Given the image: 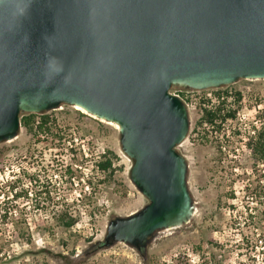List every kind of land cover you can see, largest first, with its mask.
Returning <instances> with one entry per match:
<instances>
[{
    "label": "water",
    "instance_id": "obj_1",
    "mask_svg": "<svg viewBox=\"0 0 264 264\" xmlns=\"http://www.w3.org/2000/svg\"><path fill=\"white\" fill-rule=\"evenodd\" d=\"M264 80V0H0V143L24 114L77 107L118 129L129 179L147 200L106 225L98 249L145 251L195 204L185 104L169 93Z\"/></svg>",
    "mask_w": 264,
    "mask_h": 264
},
{
    "label": "rangeland",
    "instance_id": "obj_2",
    "mask_svg": "<svg viewBox=\"0 0 264 264\" xmlns=\"http://www.w3.org/2000/svg\"><path fill=\"white\" fill-rule=\"evenodd\" d=\"M189 92V131L176 147L195 204L187 224L159 231L143 256L119 243L96 248L110 219L147 200L130 182L133 162L117 127L61 105L34 114L33 127L48 117V132L33 137L20 126L15 139L0 143V264H264V158L254 159L245 146L264 130V80ZM215 92L226 95L236 116L219 134L205 127L204 137L197 127L201 101L217 103ZM65 214L76 219L70 228L59 223Z\"/></svg>",
    "mask_w": 264,
    "mask_h": 264
},
{
    "label": "trees",
    "instance_id": "obj_3",
    "mask_svg": "<svg viewBox=\"0 0 264 264\" xmlns=\"http://www.w3.org/2000/svg\"><path fill=\"white\" fill-rule=\"evenodd\" d=\"M217 97V103H211L209 99H205L201 101V105H204L201 108V116L199 121L197 122V127L200 128L202 135L206 136L205 127L211 128V133L219 134L221 132V124L227 121H231L235 119L237 108H230L226 104V95H220L219 92H215ZM239 97V94H237ZM212 105V107L210 106ZM34 114L29 115H21L20 117V126L24 127L33 137H37L39 133H45L49 131L47 124L49 122L48 117H41L37 125L33 127L35 123ZM38 139V138H37ZM246 148L250 151L252 157L256 160H262L264 158V130H259L254 133V135L249 136L247 141L245 142ZM217 153L222 156L223 155V147L221 144H218L216 147ZM99 167L104 172L108 171L110 168V162L104 161L99 163ZM48 199L49 190L46 188L43 190ZM256 194V193H255ZM5 217V216H4ZM76 219L71 216H67L66 214L63 217H59V223L63 228H70ZM213 246H216V243L210 241ZM264 249V248H263ZM206 264H218V263H206Z\"/></svg>",
    "mask_w": 264,
    "mask_h": 264
},
{
    "label": "built area",
    "instance_id": "obj_4",
    "mask_svg": "<svg viewBox=\"0 0 264 264\" xmlns=\"http://www.w3.org/2000/svg\"><path fill=\"white\" fill-rule=\"evenodd\" d=\"M169 93L173 96L178 97L185 104V106L187 108L186 100L188 98L187 94L190 93L189 90H185V89L177 88V87H172V88H170Z\"/></svg>",
    "mask_w": 264,
    "mask_h": 264
},
{
    "label": "bare ground",
    "instance_id": "obj_5",
    "mask_svg": "<svg viewBox=\"0 0 264 264\" xmlns=\"http://www.w3.org/2000/svg\"><path fill=\"white\" fill-rule=\"evenodd\" d=\"M74 109L75 110H79V111H81V112H83L82 110H80L79 108H77V107H74ZM83 113H85V112H83ZM86 114V113H85ZM88 115V114H87ZM90 116V115H89ZM92 117V116H91ZM94 118V117H93ZM101 122H104V121H101ZM106 123V122H105ZM110 124V123H109Z\"/></svg>",
    "mask_w": 264,
    "mask_h": 264
},
{
    "label": "flooded vegetation",
    "instance_id": "obj_6",
    "mask_svg": "<svg viewBox=\"0 0 264 264\" xmlns=\"http://www.w3.org/2000/svg\"><path fill=\"white\" fill-rule=\"evenodd\" d=\"M96 248H97V246H95ZM144 252L145 251H140V252H137L138 254H140L141 256H143L144 255Z\"/></svg>",
    "mask_w": 264,
    "mask_h": 264
}]
</instances>
